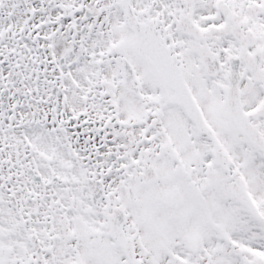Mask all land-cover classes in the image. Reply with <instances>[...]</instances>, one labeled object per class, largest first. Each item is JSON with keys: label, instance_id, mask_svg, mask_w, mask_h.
I'll use <instances>...</instances> for the list:
<instances>
[{"label": "snow or ice", "instance_id": "6c2138e0", "mask_svg": "<svg viewBox=\"0 0 264 264\" xmlns=\"http://www.w3.org/2000/svg\"><path fill=\"white\" fill-rule=\"evenodd\" d=\"M0 264H264V0H0Z\"/></svg>", "mask_w": 264, "mask_h": 264}]
</instances>
